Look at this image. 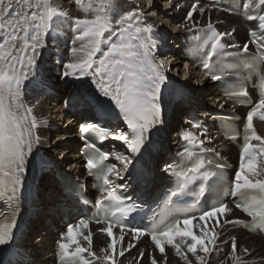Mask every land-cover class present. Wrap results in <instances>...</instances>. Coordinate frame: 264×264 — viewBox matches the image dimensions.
<instances>
[{
  "label": "snow or ice",
  "instance_id": "snow-or-ice-1",
  "mask_svg": "<svg viewBox=\"0 0 264 264\" xmlns=\"http://www.w3.org/2000/svg\"><path fill=\"white\" fill-rule=\"evenodd\" d=\"M75 3L83 16L70 17L54 0H0V204L7 209L0 211V264H13L5 256L12 251L16 209L34 159V149L41 143L35 105L25 103L22 93L29 84L47 87L38 76L42 50L47 47L48 38H54L63 24L72 32V47L68 61L63 63L62 78L87 85L81 103L95 113L96 122L79 125V138L84 142L81 150L86 160L84 167L94 178V187L106 195L96 201L91 216L68 223L66 230L60 232L54 253L57 264H122L121 258L142 237L150 238L154 247L152 252L141 250L137 264H142V259L149 260L150 264H169L166 249H171L183 264H208L210 254L220 250V230L226 225L264 232V178H260L258 168V161H264V136L258 135L253 125L254 117L264 121V0H242L244 17L255 23L249 29V36L258 51L250 57L245 55V59L257 78L259 98L247 112L242 132L230 125L224 132L229 141L242 139L239 166L225 184L223 170L228 165L219 163L220 153L214 147H205L206 140L210 144L211 138L207 137L202 122L191 123L199 135L187 128L181 129L179 159L164 167L165 174L174 181L165 200L166 206L171 207L160 219L154 218L150 228L129 226L128 221L140 213L141 205L116 189L127 190L129 181L133 185L148 183V170L136 166L141 163L146 147L151 145L155 149L152 137L165 125L166 93L170 84L179 83L169 75L172 66L165 68L163 59L158 58L162 47L160 26L150 22V17L156 15L152 11L154 0H147L146 9L137 6L130 11L123 10L117 0H75ZM217 6L216 3L201 5L200 0H195L182 22L176 25L186 33L202 34L199 37L202 43L191 51L200 57L205 76L214 82L228 75L217 65L226 48H237L245 54L250 51L249 43L240 47L224 42L234 34V28L218 31L211 19L203 25L197 19V13L203 16ZM164 7L179 12L185 5L166 0ZM188 79L186 75L185 80ZM246 83V80L235 82L225 89L224 95L236 103H250ZM180 87L183 89L185 85ZM113 118L121 120L126 130L113 131L99 122ZM109 138L120 142L125 151L108 152L98 146L97 141L102 145ZM110 158L122 169L110 162ZM35 164L41 172L45 170V161L36 160ZM117 181L123 183L117 184ZM195 184H199L195 191L198 200L215 193V202L198 213L176 209V202L188 195ZM228 196L233 198L231 202H225L224 197ZM81 203L89 205L90 200L84 198ZM230 204L250 219H230L233 211ZM93 223L102 225L96 231L107 239L99 255L93 250L94 233L90 228ZM116 229L119 235L115 234ZM127 236L131 239L126 242ZM155 252L163 259L154 255ZM249 255L247 247L241 246L238 251L237 240L232 237L226 259L231 264H246L244 258Z\"/></svg>",
  "mask_w": 264,
  "mask_h": 264
},
{
  "label": "bare ground",
  "instance_id": "bare-ground-1",
  "mask_svg": "<svg viewBox=\"0 0 264 264\" xmlns=\"http://www.w3.org/2000/svg\"><path fill=\"white\" fill-rule=\"evenodd\" d=\"M117 2L122 5L123 10L125 11H130L137 6L141 9L147 8V0H117ZM165 2L166 0H154L152 11L156 12V15L154 17H150V22L160 26L162 47L158 52V58L163 59L165 68L169 67V65L172 66V72L175 74V77L172 75V72L169 75H171V78H173L174 81L179 79L181 82H189L186 83V85H190L192 87L195 86V88H184L193 97V101L186 104V102H183L181 97H179L180 94L186 92L180 87V85L183 84L179 82L169 85L165 98V110L171 105L172 113L169 115V122L167 124L169 128V132L167 133L168 137L165 138L163 144L165 145V151H170L180 143L178 132L185 128L183 126V122L185 121V119H183V113L189 111L190 109H197L201 112H211L214 109V105L222 104L224 101L220 98L216 89H214L212 85L208 84L206 80L200 79L193 68L190 69L185 65L181 59V51H175L174 53L168 51L163 55V38L165 34L171 36V39L169 40L170 42H167L165 44L166 46H171L173 39L180 38L182 32L185 31L178 29L176 25L182 22V18L186 14L187 8L191 5L190 2H186L185 0H173L174 3L179 2L185 5L183 10L176 12L166 10L164 7ZM54 3L62 10H67L70 17L83 16V13L77 7L75 0H54ZM200 4L204 5L208 3H204L200 0ZM196 17L201 21L202 25L206 24L209 22V19H211L214 25H216L221 31H230L234 28L235 32L232 36L237 37L241 43H244L247 39L248 29L246 28V23L241 20L239 16L230 15L213 8L211 12H206L203 16H200L197 13ZM165 23L167 24L165 25ZM249 26L250 28H253L255 27V23L253 22ZM71 47L72 32L66 24H63L59 27L58 32L54 34V38H48L47 47L42 50V58L39 62L38 70L46 73L45 78L48 82L56 84L62 79H69L62 78V73L61 76L55 77L52 75L51 70L54 65L59 66L63 72V63L68 61ZM173 47H176V45ZM56 54H60L62 56V64L57 63L55 58ZM177 70H179V77L176 76ZM186 75L189 77L188 80H185ZM79 82H82L83 84L77 89L78 92L81 93V89L86 90L87 85H85L83 81H76L72 79L71 83L67 86L63 99L60 98L62 92L58 90L59 93L53 95L49 100L42 98L35 99L32 97L25 98L24 100L25 103L35 105L34 114L39 121L37 135H39L41 140V143L34 149V159L29 165L26 183L24 186V188L32 187L36 182L35 187L40 195L39 208L35 212L34 216L28 221V230L25 239L26 248H28V251L32 254L35 262L38 264H53L51 246L56 244V241L59 239L60 232L66 230V227L62 226V221L58 216L59 209L58 207H55L58 206L57 201L59 200V197L62 196L59 182L48 172L46 166L45 170L41 172L36 167L35 161L43 160L46 164H50L51 161H54L59 165L60 169H62L65 174L73 171L70 174L75 176L80 175L79 169L81 165L75 150L77 144L75 134L76 121L79 120V117H77L76 112L73 113L69 111L65 104L68 92L76 83ZM88 83H90V81H88ZM80 111L83 113L80 121L87 119V117H84V114H87L88 117L91 116L88 108L86 107L81 108ZM180 115L182 119L179 122L178 119ZM89 119L90 118H88V120ZM256 124L260 136H264V121L259 120ZM208 138H211V143H207L206 140V144L215 147L223 154L224 151H227V156L236 161L237 153L236 148L233 145L228 144L227 142H222L217 138ZM112 142L117 152H123V146L120 145V142L114 140ZM162 159L163 157L159 156L158 160L160 161ZM118 167L122 169V166L119 164ZM258 168L261 171V175H263L264 161H258ZM44 175H47L46 179H44ZM44 182L46 183L45 185H43ZM158 186V184H155L152 188H156ZM40 190H42V192H40ZM236 217L241 216L235 209H233L229 218L233 219ZM101 226L102 225H90V228L94 233L93 250L97 252L98 255L100 248L106 247L107 243L106 237L102 233L96 231V229ZM220 231V250L210 254L208 264H221L222 261L224 264H231V261L227 260L226 257L231 251L232 237H235L237 240L238 251L241 246L247 247L250 250V255L244 258L246 260V264H264V238L261 235L247 233L237 227V225H226ZM114 232L116 235H119L118 229L114 230ZM130 239L131 237L127 236L126 242ZM224 241H227V243H223ZM134 243L136 244V247L131 249L129 252H126L125 256L121 258L122 264H137L139 252L141 250L152 252L154 247L151 245L149 238L142 237L139 241H135ZM166 254L168 256L169 264H183L179 257L174 255V252L171 249H166ZM154 255L163 259L160 257L159 252H155ZM142 264H150V261L142 259Z\"/></svg>",
  "mask_w": 264,
  "mask_h": 264
},
{
  "label": "rangeland",
  "instance_id": "rangeland-1",
  "mask_svg": "<svg viewBox=\"0 0 264 264\" xmlns=\"http://www.w3.org/2000/svg\"><path fill=\"white\" fill-rule=\"evenodd\" d=\"M167 23H165V25H166ZM171 39V37H166V38H164V44H163V47H168V46H166L165 44L167 43V42H170L169 40ZM169 44V43H168ZM167 49L166 48H163V53H164V51H166ZM167 53V52H166ZM165 53V54H166ZM166 56V55H165ZM171 74V73H170ZM172 75L175 77V74H173V72H172ZM180 75V74H179ZM171 76V75H170ZM176 76H177V73H176ZM177 77H179V76H177ZM173 79V78H172ZM177 80V79H176ZM177 81H179V79L177 80ZM181 84H183V85H185V88H195V86L194 87H192V86H190V85H186V83H189V82H181V81H179ZM190 86V87H189ZM65 95V94H64ZM64 95H62V93H61V95H60V98L61 99H63L64 98ZM182 119V117H181V115L179 116V119H178V121L180 122V120ZM46 177H47V175H44V179H46ZM46 183L44 182L43 183V185H45ZM40 192H42V190H40Z\"/></svg>",
  "mask_w": 264,
  "mask_h": 264
}]
</instances>
